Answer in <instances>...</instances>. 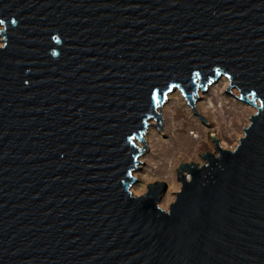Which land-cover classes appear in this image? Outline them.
<instances>
[{
    "label": "water",
    "instance_id": "1",
    "mask_svg": "<svg viewBox=\"0 0 264 264\" xmlns=\"http://www.w3.org/2000/svg\"><path fill=\"white\" fill-rule=\"evenodd\" d=\"M1 27L0 264H264V0H0ZM222 77L256 108L237 148L167 212L134 197L167 94Z\"/></svg>",
    "mask_w": 264,
    "mask_h": 264
},
{
    "label": "rangeland",
    "instance_id": "2",
    "mask_svg": "<svg viewBox=\"0 0 264 264\" xmlns=\"http://www.w3.org/2000/svg\"><path fill=\"white\" fill-rule=\"evenodd\" d=\"M229 85L228 79L222 77L206 86L204 93L199 87L195 93L199 100L192 96L193 109L206 124L194 114L179 90L167 94L156 110L162 119V127L159 126L162 131L157 128L158 125L152 126L156 122L151 120L142 138L147 151L136 141L142 154L138 159V169L133 174L136 183L130 188L134 197L146 194L149 185L164 183L165 192L158 207L167 212L181 188L177 181L179 166H202L203 155H216L213 139L225 151H234L237 148L239 139L244 137L243 130L249 127L250 118L256 114V108L240 101L236 88L225 93ZM256 104L258 105L257 101Z\"/></svg>",
    "mask_w": 264,
    "mask_h": 264
},
{
    "label": "bare ground",
    "instance_id": "3",
    "mask_svg": "<svg viewBox=\"0 0 264 264\" xmlns=\"http://www.w3.org/2000/svg\"><path fill=\"white\" fill-rule=\"evenodd\" d=\"M173 92H174V91H173ZM173 92H172V93H173ZM137 146H138V145H137Z\"/></svg>",
    "mask_w": 264,
    "mask_h": 264
}]
</instances>
